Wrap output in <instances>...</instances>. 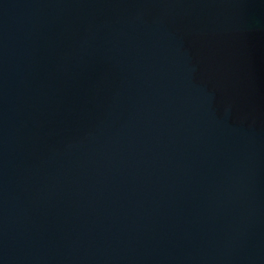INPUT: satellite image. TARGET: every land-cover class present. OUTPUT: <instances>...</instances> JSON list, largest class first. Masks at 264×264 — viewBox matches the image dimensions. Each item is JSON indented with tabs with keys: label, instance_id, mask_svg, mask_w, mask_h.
<instances>
[{
	"label": "water",
	"instance_id": "obj_1",
	"mask_svg": "<svg viewBox=\"0 0 264 264\" xmlns=\"http://www.w3.org/2000/svg\"><path fill=\"white\" fill-rule=\"evenodd\" d=\"M0 264H264V0H0Z\"/></svg>",
	"mask_w": 264,
	"mask_h": 264
}]
</instances>
